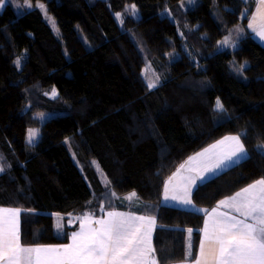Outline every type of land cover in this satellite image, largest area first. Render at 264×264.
I'll return each mask as SVG.
<instances>
[{
	"label": "trees",
	"instance_id": "16d2710c",
	"mask_svg": "<svg viewBox=\"0 0 264 264\" xmlns=\"http://www.w3.org/2000/svg\"><path fill=\"white\" fill-rule=\"evenodd\" d=\"M17 1L25 2L0 9V206L23 211L22 243H68L78 225L60 233L56 216L116 208L155 215L160 264L194 261L206 215L164 205L168 178L237 134L248 158L198 185L195 204L211 210L264 177V46L248 33L215 52L249 24L256 0H199L189 9L184 0H30L24 13ZM133 4L138 16L127 13ZM148 64L159 76L152 89ZM33 127L40 134L30 144ZM133 192L139 209L125 201Z\"/></svg>",
	"mask_w": 264,
	"mask_h": 264
},
{
	"label": "snow or ice",
	"instance_id": "6c2138e0",
	"mask_svg": "<svg viewBox=\"0 0 264 264\" xmlns=\"http://www.w3.org/2000/svg\"><path fill=\"white\" fill-rule=\"evenodd\" d=\"M28 2L25 0L26 5ZM4 3L5 0H0V6ZM39 7L44 8V5L40 4ZM131 8L134 10L135 5H131ZM116 16L119 18L121 14L116 13ZM248 27L264 40V0H258ZM236 30L242 31L240 28ZM220 43L234 41L226 37ZM16 63L19 65L20 60ZM236 71L242 74L244 65H240ZM158 83L159 76L147 77L149 89ZM51 95H57L55 88ZM215 108L224 111L219 98ZM37 134V129L28 130L29 143ZM257 147L264 150V144ZM245 158H248V152L241 134L225 136L180 165L164 185V200L191 205L192 191L198 181L202 182L209 174L238 164ZM3 170L0 167V171ZM135 196L133 192L125 199L132 200ZM221 208L227 210L221 211ZM21 211L20 208L0 207V264H160L152 241L156 228L155 216L108 211L104 216L94 218L92 214L85 213L80 219L79 231L71 234V243L25 246L20 237ZM205 212L204 226L200 229L202 238L194 264H264V177L220 200L211 212ZM187 232V255L191 256L193 229L189 228Z\"/></svg>",
	"mask_w": 264,
	"mask_h": 264
},
{
	"label": "rangeland",
	"instance_id": "374dc122",
	"mask_svg": "<svg viewBox=\"0 0 264 264\" xmlns=\"http://www.w3.org/2000/svg\"><path fill=\"white\" fill-rule=\"evenodd\" d=\"M13 1V0H12ZM198 1L199 0H184L183 2H182V7H183V9H189V8H192V7H194L197 3H198ZM13 5H15V7H16V9H17V11H19V12H22V13H24V12H26V11H28V10H31L32 8H33V4H32V2L29 0V2H28V4L26 5L25 4V2H20V1H17V2H13ZM42 11L44 12V15H45V17H46V19H47V21H49V23L51 24V26L53 27V29H54V31L55 32H58V29H57V25H56V22H55V20L51 17V16H49L48 15V13H47V11H46V9H45V7L44 8H42ZM167 12H169V11H167ZM127 13L128 14H132V15H134V16H138V12H137V10L136 9H132L131 8V5L129 6V9L127 10ZM169 14H170V12H169ZM124 17H125V15H122L121 14V16L118 18V20H119V22L120 23H122L121 21H123L124 20ZM237 28H240V29H242V31L241 32H237ZM248 33H251V35L253 36V38L256 40V41H258L259 43H261L263 46H264V40H261L258 36H256V34L253 32V30L252 29H250L249 27H248V25H244V24H239V25H237L236 27H234L233 28V30H232V32H231V35H229V36H227V38H229L231 41H234V43H229V44H221L220 42L221 41H223L226 37H224V38H222L219 42H218V44H217V46H216V49H215V52H221V51H227V50H233V49H235V48H237V45H238V42H239V40L243 37V36H245L246 34H248ZM181 34H182V32H181ZM173 57L175 58V59H179V56H178V54H176V53H173ZM20 60V64L19 65H22V60L21 59H19ZM154 76H157V73H156V71L154 70V68L151 66V65H147L146 66V73H145V77H146V79H147V77H154ZM57 96V95H56ZM56 96H52L51 94H49V97H51V98H54V97H56ZM41 114H43V115H41ZM41 114H38V117L39 118H41L42 119V121H44V120H46V119H48L49 117H51V115L50 114H48V113H41ZM30 129H37L38 130V134H37V136L34 138V140H33V142L32 143H35V141L37 140V138H38V136H39V134H40V130H39V128H37V127H33V128H30ZM27 141H28V134H27ZM28 143H29V141H28ZM32 143H30V144H32ZM264 151V150H263ZM2 166V158H1V156H0V167ZM100 168L98 167V170H99ZM104 175V173H103V171L101 172L100 171V176L102 177L101 179L103 180V182H105L104 181V179H103V175ZM105 176V175H104ZM105 178H106V176H105ZM128 196V195H127ZM126 196V197H127ZM135 199V197H133V199L132 200H134ZM115 208H112V209H105L104 211H102L101 212V214H95V213H90V214H92L93 215V217L94 218H100V217H102V216H104L108 211H112V210H114ZM118 212H121V213H125V214H133V213H131V212H123V211H118ZM135 215H138V214H135ZM139 216H145V215H139ZM83 216H80V217H74V216H70L68 219H67V221H68V224H69V226H71V227H73L75 224H77L78 225V227H80V219L82 218ZM60 218L61 217H59V216H56L55 217V220H56V223H59V225H60V227H57V229H58V231L60 232V233H62L63 231H65L64 229H66L65 228V225H67V223H65V219L67 218V217H63L61 220H60ZM76 219V220H75ZM64 223V224H63ZM68 226V225H67ZM75 230V229H74ZM73 231V230H72ZM79 231V230H78ZM192 234H193V232H192ZM191 238H192V236H191ZM188 239H189V237H188Z\"/></svg>",
	"mask_w": 264,
	"mask_h": 264
},
{
	"label": "crops",
	"instance_id": "0c3cea01",
	"mask_svg": "<svg viewBox=\"0 0 264 264\" xmlns=\"http://www.w3.org/2000/svg\"><path fill=\"white\" fill-rule=\"evenodd\" d=\"M8 2H12V0H5V3L3 4V6H0V9H2L5 5H6V3H8ZM257 5H258V0H256V8H257ZM255 11H256V9H255ZM254 11V12H255ZM253 37V36H252ZM228 136H230V135H228ZM224 138V137H223ZM222 138V139H223ZM221 140V139H220ZM219 141V140H218ZM216 143V142H215ZM214 144V143H213ZM212 145V144H211ZM210 146V145H209ZM208 146V147H209ZM208 147H206V148H208ZM246 148V147H245ZM205 149V148H204ZM201 151H203V150H201ZM201 151H199V152H201ZM248 152V151H247ZM195 155V154H194ZM194 155H192V156H194ZM243 160V159H242ZM241 160V161H242ZM234 164H231L230 166H228V167H226V168H221V169H218L215 173H212V174H209L208 175V178L206 179V180H204V181H202V182H200V181H198L197 182V185H196V187L198 186V185H200L201 183H203V182H205V181H207V180H210V179H212L213 177H215V176H217V175H219V174H221L222 172H224L226 169H228L229 167H231V166H233ZM196 187H194V189L196 188ZM193 189V190H194ZM193 192V191H192ZM191 199H192V204L191 205H183V204H180V203H178V202H176V201H172V200H164V196H163V204L164 205H167V206H172V207H178V208H182V209H185V210H189V211H196V212H204L205 213V215H206V212H205V209H203V208H201V207H199V206H197L196 204H195V202H194V200H193V197L191 196ZM125 201L128 203V204H130L131 205V207H133V208H135V205H137V209H139V208H141V202L137 199L136 201L135 200H128V199H125ZM0 207H5V206H0ZM5 208H11V207H5ZM136 209V208H135ZM212 210V209H211ZM211 210H208L207 212H211ZM227 209H224V208H221V211H226ZM112 211H123V212H131V213H133V214H138V215H145V216H155V215H150V214H143V213H138V212H136V211H133V210H125V209H114V210H112ZM22 214H23V211H21V213H20V237H21V243H22V236H21V231H22ZM84 214H82V215H70V216H76L77 218L78 217H80V216H83ZM70 216H68L66 219H65V223H67V225H68V227H71V226H69V224H68V221H67V219L70 217ZM205 219H206V217H205ZM76 220V219H75ZM75 225H77V224H75ZM74 225V226H75ZM73 226V227H74ZM156 228H157V223H156ZM156 228H155V230H154V232H153V235H152V241H153V238H154V234H155V231H156ZM80 229V227H77L75 230H73V231H71V234L74 232V231H78ZM65 231H66V229H64ZM71 234H70V237H69V242L68 243H64V244H69V243H71ZM202 235V234H201ZM201 238H202V236H201ZM23 244V243H22ZM24 245V244H23ZM52 245H62V244H52ZM25 246H31V245H25ZM154 246V245H153ZM198 252H199V250H198ZM175 264H184V262H180V263H175ZM187 264H194V261H188L187 262Z\"/></svg>",
	"mask_w": 264,
	"mask_h": 264
}]
</instances>
